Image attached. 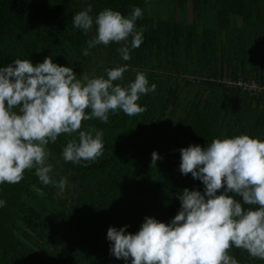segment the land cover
<instances>
[{"label": "trees", "instance_id": "trees-1", "mask_svg": "<svg viewBox=\"0 0 264 264\" xmlns=\"http://www.w3.org/2000/svg\"><path fill=\"white\" fill-rule=\"evenodd\" d=\"M89 4L94 18L105 8L125 16L133 6L142 9L137 28L146 29L143 43L129 61L115 43L82 55L95 25L85 34L72 18ZM190 5L195 23L189 22ZM46 57L72 67L78 78H107L106 69L126 65L117 83L127 86L140 72L156 90L141 96L146 111L138 116L119 112L109 114L107 124L83 122V130L94 126L104 133V153L95 163L64 162V135L47 146L50 176L68 181L63 192L41 185L34 170L18 184H0L6 202L0 207V264H131L110 253V227L136 234L145 217L169 224L184 189L204 192L200 180L181 174L180 149L238 135L264 141V94L225 82L264 85V0H0V67L16 59L35 66ZM153 152L161 157L155 167ZM230 255L239 264H264L235 247Z\"/></svg>", "mask_w": 264, "mask_h": 264}, {"label": "clouds", "instance_id": "clouds-1", "mask_svg": "<svg viewBox=\"0 0 264 264\" xmlns=\"http://www.w3.org/2000/svg\"><path fill=\"white\" fill-rule=\"evenodd\" d=\"M148 3V0H145ZM92 6L73 18L74 29L85 34L95 25L96 35L87 42L82 55L98 45L117 48L122 60L131 59V50L143 43L145 28H137L143 16L132 7L128 16L111 8L90 15ZM127 66L106 69V77L80 78L72 67L59 66L51 57L33 65L16 59L0 67V184H18L27 170H34L43 186L54 185L61 192L66 178L55 182L47 164L50 143L64 135V162L87 167L104 153L103 131L94 126L83 130V122H109V114L132 117L146 111L138 104L142 95L156 90L144 73L123 86ZM180 172L191 174L204 185L200 191L184 189L178 199L181 208L169 224L145 217L136 234L126 228L110 227V253L131 264H239L230 255L233 247L250 258L264 261V141L248 135L214 138L206 148L180 149ZM161 159L152 153L151 167ZM38 196L45 193L32 185ZM223 190L222 194L217 195ZM236 197H240L237 200ZM0 200V207L5 206ZM247 206V207H245Z\"/></svg>", "mask_w": 264, "mask_h": 264}, {"label": "built area", "instance_id": "built-area-1", "mask_svg": "<svg viewBox=\"0 0 264 264\" xmlns=\"http://www.w3.org/2000/svg\"><path fill=\"white\" fill-rule=\"evenodd\" d=\"M225 82L229 86H237L246 92H251L257 95L264 94V85H261L256 81H247L244 79H239L238 81H235V80L228 79V80H225Z\"/></svg>", "mask_w": 264, "mask_h": 264}, {"label": "rangeland", "instance_id": "rangeland-1", "mask_svg": "<svg viewBox=\"0 0 264 264\" xmlns=\"http://www.w3.org/2000/svg\"><path fill=\"white\" fill-rule=\"evenodd\" d=\"M188 16H189V22L190 23H195L196 21V11H195V6L190 5L188 9Z\"/></svg>", "mask_w": 264, "mask_h": 264}]
</instances>
